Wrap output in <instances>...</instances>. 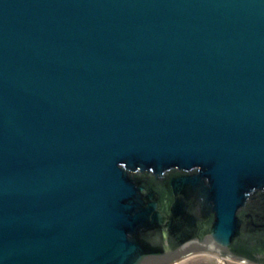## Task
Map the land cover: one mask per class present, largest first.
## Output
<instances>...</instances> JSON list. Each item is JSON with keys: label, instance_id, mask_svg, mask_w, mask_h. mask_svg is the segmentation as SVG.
I'll list each match as a JSON object with an SVG mask.
<instances>
[{"label": "water", "instance_id": "1", "mask_svg": "<svg viewBox=\"0 0 264 264\" xmlns=\"http://www.w3.org/2000/svg\"><path fill=\"white\" fill-rule=\"evenodd\" d=\"M202 252L264 264V0H0V264Z\"/></svg>", "mask_w": 264, "mask_h": 264}, {"label": "rangeland", "instance_id": "2", "mask_svg": "<svg viewBox=\"0 0 264 264\" xmlns=\"http://www.w3.org/2000/svg\"><path fill=\"white\" fill-rule=\"evenodd\" d=\"M173 264H245L231 259L223 258L212 253H196L182 258Z\"/></svg>", "mask_w": 264, "mask_h": 264}, {"label": "flooded vegetation", "instance_id": "3", "mask_svg": "<svg viewBox=\"0 0 264 264\" xmlns=\"http://www.w3.org/2000/svg\"><path fill=\"white\" fill-rule=\"evenodd\" d=\"M157 187H154V189H156ZM158 192H160L158 189H156ZM204 224V222H202V225Z\"/></svg>", "mask_w": 264, "mask_h": 264}]
</instances>
